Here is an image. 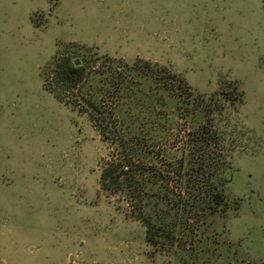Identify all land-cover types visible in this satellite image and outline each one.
<instances>
[{"label": "rangeland", "instance_id": "374dc122", "mask_svg": "<svg viewBox=\"0 0 264 264\" xmlns=\"http://www.w3.org/2000/svg\"><path fill=\"white\" fill-rule=\"evenodd\" d=\"M63 48L81 64L109 55L168 66L203 95L238 86L243 102L216 123L225 194L240 209L200 226L172 213L149 243L127 202L100 191L113 149L44 87ZM156 108L125 122L148 167L179 158L167 131L176 147L180 124L203 120L186 123L169 98ZM0 264H264V0H0Z\"/></svg>", "mask_w": 264, "mask_h": 264}, {"label": "trees", "instance_id": "16d2710c", "mask_svg": "<svg viewBox=\"0 0 264 264\" xmlns=\"http://www.w3.org/2000/svg\"><path fill=\"white\" fill-rule=\"evenodd\" d=\"M64 49L46 66L44 87L59 102L85 115L103 142L113 149L102 163L100 191L106 197L127 202L129 218L145 226L149 243L156 244L155 228L164 226L174 216L200 226L214 215L240 209L238 204L232 208L225 194L227 150L216 123L227 103L235 106L243 102L238 86L232 87L231 92L203 95L165 65L139 58L129 62L109 55H96L86 64H77V57H71L75 54ZM167 98L176 102L179 118L186 123L197 113L203 120L191 130L180 124L182 134L177 136L176 147L171 146L170 139L174 140L167 131L168 137L162 143L176 148L179 158H167L158 164L159 159L155 162L154 157L148 167L138 134L128 138L133 130L126 128L125 122L129 119L130 126L139 125L137 117L129 118L134 109L150 111L152 115L151 110L156 107L165 109ZM141 132L149 130L141 128Z\"/></svg>", "mask_w": 264, "mask_h": 264}, {"label": "water", "instance_id": "95a60500", "mask_svg": "<svg viewBox=\"0 0 264 264\" xmlns=\"http://www.w3.org/2000/svg\"><path fill=\"white\" fill-rule=\"evenodd\" d=\"M77 64H79L80 62L79 61H76Z\"/></svg>", "mask_w": 264, "mask_h": 264}]
</instances>
